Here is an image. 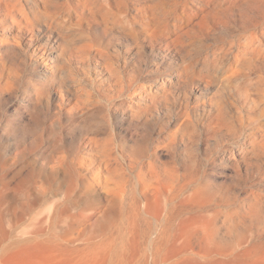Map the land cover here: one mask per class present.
I'll list each match as a JSON object with an SVG mask.
<instances>
[{"label":"rangeland","instance_id":"rangeland-1","mask_svg":"<svg viewBox=\"0 0 264 264\" xmlns=\"http://www.w3.org/2000/svg\"><path fill=\"white\" fill-rule=\"evenodd\" d=\"M20 1L47 17L29 33L0 10V264L225 260L264 242V0ZM151 1L182 23L178 51L128 34Z\"/></svg>","mask_w":264,"mask_h":264},{"label":"bare ground","instance_id":"bare-ground-1","mask_svg":"<svg viewBox=\"0 0 264 264\" xmlns=\"http://www.w3.org/2000/svg\"><path fill=\"white\" fill-rule=\"evenodd\" d=\"M253 5L258 6V3L255 2ZM164 6L165 5L162 2H158V1H151L149 3L140 4L139 8L137 9V14L141 15L143 18H145V20L139 21V19L136 16H131V19L129 20V23L131 25V27L129 28L130 33L128 32L131 39L134 40L136 43L139 40V34L140 33L145 34L152 50H156L158 48L160 49V51H162L163 55H165L166 51L172 50L173 52L179 50L178 33L179 30L182 29V23L177 18V15L175 16L169 15L168 11L163 10ZM1 9L5 11L3 16L5 14L10 16L9 22L7 20L8 26L10 27L24 26L26 28V31L28 30V32L30 27L34 26L38 21H41L43 17L45 18L47 17V13L45 12H40L30 7L25 8L20 0H0V10ZM18 16L21 17V20L17 18ZM170 17L172 20H169ZM3 19L4 18H0V24H4ZM134 24L138 25L141 28L140 33L139 31L135 30L134 27H132V25ZM160 40H162L161 41L162 43H160ZM145 59H147V56H145ZM184 72L185 71L183 69L182 73ZM161 90H162L161 95L165 96L167 87L163 85ZM146 91L147 90L144 91L145 98L146 99L149 98L150 102H148V104H146L144 108L148 109L149 103H154L153 100H155V98L154 95L148 97L149 94ZM219 111L221 110L219 109ZM219 115H221V113H219ZM75 184L76 183L74 181V178H71L66 190L63 191L64 197L66 199L71 194L72 190L75 187ZM60 218L66 220L67 217L66 218L63 217L59 212L58 215L57 214L51 215L50 218L47 219V221L50 224H53L54 221ZM75 238L77 239L78 237ZM173 249L174 247L170 249V252ZM263 257H264V242H256L250 244L247 247L242 248L241 252H238L233 257H229L228 259L225 260L224 259L201 260L197 256L185 255L182 256L180 259L177 260L174 259L169 264H250V262L258 261L260 258Z\"/></svg>","mask_w":264,"mask_h":264}]
</instances>
